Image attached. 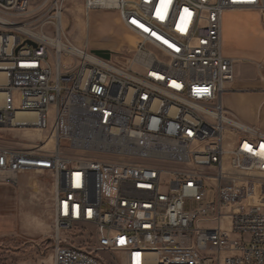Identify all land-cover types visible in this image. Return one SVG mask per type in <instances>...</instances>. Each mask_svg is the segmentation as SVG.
Instances as JSON below:
<instances>
[{"label":"built area","instance_id":"obj_1","mask_svg":"<svg viewBox=\"0 0 264 264\" xmlns=\"http://www.w3.org/2000/svg\"><path fill=\"white\" fill-rule=\"evenodd\" d=\"M65 1L0 0V128L47 134L0 147V184L51 175L52 264H264V131L222 105L223 16L264 0H84L137 38L123 64L68 40Z\"/></svg>","mask_w":264,"mask_h":264},{"label":"rangeland","instance_id":"obj_2","mask_svg":"<svg viewBox=\"0 0 264 264\" xmlns=\"http://www.w3.org/2000/svg\"><path fill=\"white\" fill-rule=\"evenodd\" d=\"M30 1L31 5H36L41 0ZM236 14L223 16V51L245 57L257 56L264 50V15L257 12ZM61 30L74 46L109 50L122 64L137 42L134 34L119 20L116 10L86 13L84 0L65 1ZM46 136L44 132L0 128V147L29 149L45 142ZM52 204L49 173H24L13 187L0 184V264H52ZM92 236L90 228L80 227L64 237L76 246L85 247L93 244Z\"/></svg>","mask_w":264,"mask_h":264},{"label":"crops","instance_id":"obj_3","mask_svg":"<svg viewBox=\"0 0 264 264\" xmlns=\"http://www.w3.org/2000/svg\"><path fill=\"white\" fill-rule=\"evenodd\" d=\"M229 13L236 14L231 11L224 16ZM249 17L255 22L259 21L254 16ZM223 54L235 60L234 80L226 85L223 107L238 120L264 131V50L253 57L229 51H223Z\"/></svg>","mask_w":264,"mask_h":264},{"label":"bare ground","instance_id":"obj_4","mask_svg":"<svg viewBox=\"0 0 264 264\" xmlns=\"http://www.w3.org/2000/svg\"><path fill=\"white\" fill-rule=\"evenodd\" d=\"M116 0H93L91 4L98 6L100 8H110L115 4ZM16 121H34L35 116L33 114H17L15 116Z\"/></svg>","mask_w":264,"mask_h":264},{"label":"water","instance_id":"obj_5","mask_svg":"<svg viewBox=\"0 0 264 264\" xmlns=\"http://www.w3.org/2000/svg\"><path fill=\"white\" fill-rule=\"evenodd\" d=\"M94 55L105 59V60H109L110 56H111V52L109 50H92L91 51Z\"/></svg>","mask_w":264,"mask_h":264}]
</instances>
